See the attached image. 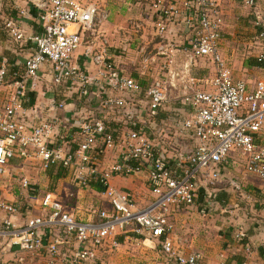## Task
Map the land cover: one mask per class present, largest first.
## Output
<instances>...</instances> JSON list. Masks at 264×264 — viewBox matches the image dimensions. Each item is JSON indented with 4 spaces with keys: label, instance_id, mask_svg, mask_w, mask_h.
<instances>
[{
    "label": "crops",
    "instance_id": "1",
    "mask_svg": "<svg viewBox=\"0 0 264 264\" xmlns=\"http://www.w3.org/2000/svg\"><path fill=\"white\" fill-rule=\"evenodd\" d=\"M94 1L107 12V20L81 35L73 63L82 65L95 83L87 88V95L81 98L69 82L54 85L50 65L45 64L38 73L39 80L34 89L26 93L18 119L29 128L42 123L50 124L52 130L47 142L53 145L49 147L63 151L73 147L70 140L83 119L92 117L103 120L112 131L114 146L111 149L100 146L93 153L89 168L97 175L114 163L132 165L126 157L124 135L128 130H139L156 146L155 156L163 158L169 170L176 174L180 167L177 157L195 147L192 133L180 129V124L191 117L189 99L192 93L195 90H210L202 80L213 76V65L204 59L197 60L191 66L188 78L193 82L187 85L186 79L175 80L174 87L169 86L167 102L157 113L150 114L146 109L144 93L155 80L166 77V58L155 57L145 67L142 63L144 55L155 53L157 44L154 29L157 18L151 10L153 0ZM168 1L178 7L185 0ZM213 1L218 4L222 19L219 52L232 79L250 85L264 80V69L251 67L247 63L248 59H254L260 52L248 42L254 32L252 10L244 5L245 0ZM253 1L255 9L264 15V0ZM0 7V63H7L10 78L22 72L23 64L34 48L28 38L42 33V27L37 19L38 12L30 2L0 0ZM18 10H24V13L20 14ZM11 24L19 31L21 39L16 40L11 36L7 27ZM168 30L166 37L174 49L169 55V70L179 73L184 62L182 48L188 38L182 18L169 22ZM104 45L115 71L123 77L134 79L140 86L139 93L125 97V109L103 108L96 97L99 95L106 99L112 93L99 79L101 68L94 66L83 54L88 50L95 54ZM10 92L8 87L0 89V111L7 103ZM60 103L62 108L57 106ZM127 113L133 114L131 120ZM58 166L42 169L39 158L32 151H29L26 159L15 156L7 161L5 173L0 175V201L14 207L15 213L7 215L0 212L1 232L4 230V219H9L18 228L29 219L42 217L39 200L47 192L54 195L63 210L72 214L77 221H95L96 212L109 210L97 183L92 180L88 187H80L75 182L73 168L65 170ZM23 180L27 182L25 188L22 187ZM233 183L239 186V190ZM109 186L129 193L136 209L144 208L155 199L150 192L146 167L128 176H112ZM263 191L264 181L245 175L241 166L221 170L219 181L212 189L199 182L193 205L173 208L168 215L172 225L171 238L178 255L187 257L199 254V264H264ZM98 200L99 206L96 203ZM40 236L45 245L60 242L58 264H65L78 248L73 239L65 237L58 229L44 228ZM113 240L117 243L115 248L111 247L112 241L109 239L104 247L97 250L96 264H139V260L146 258L158 260L161 264L170 263L161 253L157 241L135 237L128 230L117 232ZM47 258L44 249L33 254L20 251L10 246L8 236H0V264H46Z\"/></svg>",
    "mask_w": 264,
    "mask_h": 264
},
{
    "label": "built area",
    "instance_id": "2",
    "mask_svg": "<svg viewBox=\"0 0 264 264\" xmlns=\"http://www.w3.org/2000/svg\"><path fill=\"white\" fill-rule=\"evenodd\" d=\"M23 1L30 2L37 10L42 33L28 38L34 48L20 74H13L9 78L7 63H0V89H11L7 103L0 111V175L5 173L9 159L15 156L26 159L29 151H32L44 170L55 165L65 170L73 168L75 182L80 187H88L93 180L101 187V195L110 208L96 212L95 221H77L72 214L63 210L54 195L47 192L39 200L42 217L29 219L18 228L9 219H4V230L0 231V236H8L10 246L20 251L33 254L44 249L48 256L46 264H58L60 242L45 245L40 236L44 228L58 229L78 245L65 264H96L97 250L104 247L109 239L112 241L111 247L115 248V234L128 230L135 237L157 241L169 264H199V254L187 257L178 255L168 218L172 209L193 205L199 182L209 189L214 188L219 181L220 171L224 169L241 166L245 175L264 181V80L250 85L232 79L219 52L222 19L218 4L213 0H185L178 7L168 0H153L151 3V10L157 18L154 25L157 44L155 53L144 55L142 63L145 67L155 57L166 58V77L155 80L145 91L148 112L155 114L164 106L169 86L174 87L175 80L186 79L187 85L193 82L188 78L190 68L197 60L204 59L214 68L213 76L202 80L210 90H195L192 93L189 99L191 117L180 124V129L192 133L195 147L177 157L180 165L178 173L173 174L163 158L155 156L156 146L144 133L128 130L124 135L126 157L132 165L114 163L97 175L89 168L93 153L100 146L106 149L114 146L112 131L103 120L92 117L83 119L70 140L73 147L63 151L49 147L53 145L47 142L52 130L50 124L26 127L18 119V113L22 111L26 93L37 84L38 73L45 64L50 65L54 85L69 82L76 88L79 97L87 95V88L93 86L95 79L86 73L82 65L73 63V55L80 46L81 35L100 26L107 20L108 14L94 0ZM244 5L252 10L253 16L251 25L254 32L248 42L260 50L257 59L264 60V15L255 9L253 0H245ZM18 12L23 14L24 10ZM181 18L188 38L182 48L184 62L180 72L175 73L169 70V55L174 49L166 36L169 22ZM7 27L13 38L21 39L13 24ZM83 57L101 68L99 79L112 93L106 99L96 95L101 107L125 109V97L140 92V86L134 79L123 77L115 71L105 45L95 54L85 51ZM57 106L63 107L61 103ZM126 115L129 120L133 118V114ZM143 167L147 168L150 192L155 199L144 208L136 209L130 194L111 188L109 179L115 175L128 176ZM232 185L239 190L238 185ZM26 186L27 182L23 180L22 187ZM0 212L12 215L15 208L0 201Z\"/></svg>",
    "mask_w": 264,
    "mask_h": 264
},
{
    "label": "trees",
    "instance_id": "3",
    "mask_svg": "<svg viewBox=\"0 0 264 264\" xmlns=\"http://www.w3.org/2000/svg\"><path fill=\"white\" fill-rule=\"evenodd\" d=\"M247 63L251 67L264 69V60H259V59H257V57H255L254 59H248ZM88 91H89V89H87V92ZM81 98H83V96ZM58 167L60 169H63L60 165Z\"/></svg>",
    "mask_w": 264,
    "mask_h": 264
},
{
    "label": "rangeland",
    "instance_id": "4",
    "mask_svg": "<svg viewBox=\"0 0 264 264\" xmlns=\"http://www.w3.org/2000/svg\"><path fill=\"white\" fill-rule=\"evenodd\" d=\"M259 6V5H258ZM256 7V6H255ZM251 47H255V46H251ZM260 52H258L257 54H259ZM128 98H130V97H128ZM127 99V98H126ZM141 99V98H140ZM106 111V110H105ZM112 111H114V110H112ZM108 112H110V111H108ZM93 116V115H92ZM94 117V116H93ZM97 203V206H99L100 204H99V200H98V202H96ZM119 249V248H118ZM118 249H116L115 250V253H117V251H118ZM145 258H146V256H144ZM159 260H160V258H159ZM166 260V259H165ZM139 264H161V262L159 261L158 262V260H149V259H145V260H139Z\"/></svg>",
    "mask_w": 264,
    "mask_h": 264
}]
</instances>
